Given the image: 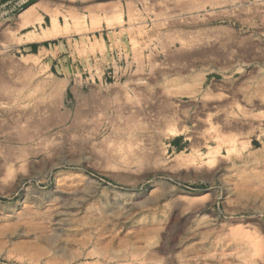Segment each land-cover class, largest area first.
Listing matches in <instances>:
<instances>
[{
    "label": "rangeland",
    "instance_id": "rangeland-1",
    "mask_svg": "<svg viewBox=\"0 0 264 264\" xmlns=\"http://www.w3.org/2000/svg\"><path fill=\"white\" fill-rule=\"evenodd\" d=\"M0 87V264H264V0H0Z\"/></svg>",
    "mask_w": 264,
    "mask_h": 264
},
{
    "label": "bare ground",
    "instance_id": "bare-ground-1",
    "mask_svg": "<svg viewBox=\"0 0 264 264\" xmlns=\"http://www.w3.org/2000/svg\"><path fill=\"white\" fill-rule=\"evenodd\" d=\"M57 20L56 19H53L52 20V31H50V29H49V31L50 32H48V30H47V32L46 31H44L40 36L39 35H36V36H34V35H32V37H30L32 40H41V39H44V38H47L48 39V37H50V36H52L53 35V37H54V33H57ZM56 35V34H55ZM29 38V37H28ZM46 40V39H45ZM0 89H3V87H0ZM63 102L64 101H62V100H60L59 101V104L60 105H63ZM58 103V102H57ZM57 106V105H56ZM77 107L74 109V110H69V109H65V112H64V115L65 116H63L64 118H63V120L65 121V120H69L70 122H71V125H73V126H76V127H78L79 126V129L81 128V129H85L86 127H87V124H88V122H85L86 120H84V119H86L88 116H89V112L87 111V110H83V109H81V108H79V106L78 105H76ZM38 107V113H35V111H34V113L32 112V111H28L27 113H25L24 114V117L25 118H27L26 119V121L25 120H23L24 122H29L30 120H31V122L30 123H27L28 125L29 124H33L34 126H35V129H36V127H37V130H34V131H32V132H30L29 131V133H27L28 132V129H25L24 127H22L23 126V124L21 123V122H19L18 124H19V126H17V128H16V131L17 132H12L13 134H14V136H17V137H19L20 139L18 140V141H20V140H22V141H26V140H29V139H34V138H42V136H45V134H46V130L49 128V126L51 127H53V126H55V125H57L56 123H58L57 121H56V123L54 122L55 121V118H54V120L52 121L51 119L53 118H51L50 119V121L51 122H49L48 121V119L50 118L49 116H47L46 117V115L47 114H49L50 113V109H48L47 107H40V106H37ZM53 107V106H52ZM64 107V106H63ZM51 108V107H50ZM34 109H35V107H34ZM54 109H57V108H54ZM64 109V108H63ZM87 109V108H86ZM59 110V109H58ZM54 111V110H53ZM57 111V110H56ZM51 112H52V108H51ZM55 112V111H54ZM53 113V112H52ZM51 113V114H52ZM58 113V112H57ZM56 113V114H57ZM50 114V115H51ZM18 115V114H17ZM14 115L16 118L20 115ZM54 116H55V114H53ZM91 115V114H90ZM57 116V115H56ZM23 117V118H24ZM49 117V118H48ZM14 118V117H13ZM15 118V119H16ZM19 118V117H18ZM22 118V119H23ZM57 118H58V116H57ZM60 119V118H59ZM88 120H90V118L88 119ZM93 120V119H92ZM91 120V121H92ZM61 121H62V117H61ZM60 121V122H61ZM63 121V122H64ZM90 121V122H91ZM63 122H61V123H63ZM94 124V123H93ZM70 125V124H69ZM69 125H67L68 127H69ZM91 125V124H90ZM64 126V125H63ZM88 126H89V124H88ZM94 126V125H93ZM72 127V126H71ZM92 127V126H91ZM65 128H66V126H65ZM89 128H90V126H89ZM88 128V129H89ZM60 129V128H59ZM58 129V130H59ZM63 129V128H62ZM62 129H60V130H62ZM69 129H70V127H69ZM78 129V128H77ZM76 129V130H77ZM81 129H80V133L82 134V132L83 131H81ZM87 129V130H88ZM27 130V131H26ZM64 130V129H63ZM75 130V131H76ZM86 130V131H87ZM90 130H92V129H90ZM74 131V130H73ZM74 131V132H75ZM51 132H52V130H51ZM54 132H56V131H54ZM78 132V131H77ZM88 132H90V131H88ZM87 132V133H88ZM70 133V132H69ZM79 133V132H78ZM78 133H77V135H78ZM86 133V132H85ZM84 133V134H85ZM91 133V132H90ZM9 134H11V133H9ZM9 134H8V137H9ZM61 134V133H60ZM58 135V136H60V137H62V136H64L63 134H62V136L61 135ZM65 134V133H64ZM68 134V133H67ZM67 134H65V138H66V136H68ZM72 134H74L73 132H72ZM75 134H76V132H75ZM55 135V134H54ZM53 135V136H54ZM87 135V134H86ZM13 136V135H12ZM11 135H10V137H12ZM13 136V137H14ZM73 136V135H72ZM75 136V135H74ZM47 137V136H46ZM46 137H44V138H46ZM52 136H50V138H51ZM86 137V136H85ZM44 138H42V140H43V142L46 140H44ZM47 138H49V137H47ZM53 138V137H52ZM64 138V137H63ZM64 138V139H65ZM67 138H70L69 136L67 137ZM77 138V137H76ZM81 138V137H80ZM74 139V138H73ZM79 139V138H78ZM81 139H84V138H81ZM22 141H20V142H22ZM39 141V140H38ZM55 141L56 140H54L53 142H52V144L53 143H55ZM61 141V140H60ZM33 142H34V140H33ZM42 142V143H43ZM51 142V141H50ZM49 142V143H50ZM57 142H59L58 140H57ZM66 142V141H65ZM76 142V141H75ZM78 142V141H77ZM48 143V142H47ZM74 143V142H73ZM29 144V143H28ZM52 144H50V147L52 146ZM72 144V143H71ZM32 145H34L35 146V143L33 144L32 143ZM39 145V144H38ZM46 145V144H45ZM48 145V144H47ZM34 146H33V148H34ZM43 146V145H42ZM41 146V147H42ZM73 146V145H72ZM32 147V146H31ZM40 147V148H41ZM47 147V146H46ZM45 146L43 147V149H45L46 148ZM37 148V147H36ZM39 148V149H40ZM48 148V147H47ZM55 148V147H54ZM42 149V148H41ZM40 149V150H41ZM49 149V148H48ZM40 150H39V152H40ZM36 150H34L33 152H35ZM41 151H43V150H41ZM52 151V150H51ZM37 152V151H36ZM34 154H36V153H34ZM41 154V153H40ZM208 154H211V152L209 151L208 152ZM214 157H215V155H213ZM209 160V159H208ZM210 160H211V163L213 162V160H215L214 158H210ZM217 160V159H216ZM209 163H210V161H209ZM97 237H101L102 236V234H101V231L99 230V231H97Z\"/></svg>",
    "mask_w": 264,
    "mask_h": 264
}]
</instances>
